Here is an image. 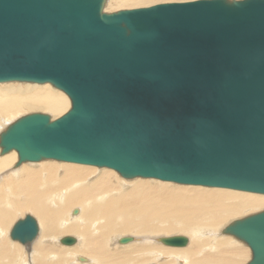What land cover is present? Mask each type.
Returning <instances> with one entry per match:
<instances>
[{"label": "water", "instance_id": "water-1", "mask_svg": "<svg viewBox=\"0 0 264 264\" xmlns=\"http://www.w3.org/2000/svg\"><path fill=\"white\" fill-rule=\"evenodd\" d=\"M105 1L0 0V82H49L70 100L55 120L18 118L0 153L16 150L17 165L51 158L264 194V0L103 13ZM225 231L250 248L246 264H264V210ZM37 233L25 214L9 235L25 244ZM158 241L182 247L188 238Z\"/></svg>", "mask_w": 264, "mask_h": 264}, {"label": "bare ground", "instance_id": "bare-ground-1", "mask_svg": "<svg viewBox=\"0 0 264 264\" xmlns=\"http://www.w3.org/2000/svg\"><path fill=\"white\" fill-rule=\"evenodd\" d=\"M149 1L107 0L103 10L143 6ZM189 1L193 0H155V4ZM0 84V136L26 112L58 114L69 104L49 82ZM17 155L15 150L0 155V170L11 164L13 168L7 177L0 174V264L143 263L148 254L156 255L157 262L165 254V261L159 264H170V258L177 255L182 264H244L250 258L248 245L226 233L225 228L245 217L242 214L264 210L262 193L201 185L163 190L162 186L177 183L145 177L126 183L106 167L55 163L53 159L27 168L24 161L16 164ZM19 171L22 175L17 176ZM111 175L115 177L111 179ZM76 205L80 208H74ZM74 209L79 219L69 222L75 217L69 216V212L75 215ZM26 211L35 213L38 233L27 242L30 244L21 245L10 240L8 233L15 216ZM171 212L180 216L178 222L170 221ZM130 232L134 234H129L132 243H119V238ZM68 233L76 238L72 245L62 244V235L57 238ZM177 235L186 236L188 243L182 247L152 244L159 237ZM57 241L72 247H61Z\"/></svg>", "mask_w": 264, "mask_h": 264}, {"label": "rangeland", "instance_id": "rangeland-1", "mask_svg": "<svg viewBox=\"0 0 264 264\" xmlns=\"http://www.w3.org/2000/svg\"><path fill=\"white\" fill-rule=\"evenodd\" d=\"M107 1V0H106ZM106 1L104 2V5H105V3H106ZM153 4H155V0H151V1H149L147 4H145V5H143V6H134V7H131V8H138V7H144V6H150V5H153ZM157 4V3H156ZM103 8H104V6H103ZM103 8H102V12L103 13H112V12H117V11H119V10H125V9H131L130 7L129 8H112V9H109V10H103ZM20 82H24V81H20ZM1 85V84H0ZM51 86H53L52 84H51ZM53 87H55V86H53ZM59 90V89H58ZM63 95H65L66 97H67V99H68V101H69V104H70V100H69V98H68V96L63 92V91H61V90H59ZM68 104V107L67 108H64V110L62 111V112H60V113H58V114H53V113H51V112H40V113H45V114H48L50 117H52L51 118V120H55L56 118H58V117H60L61 115H63L67 110H69V108H70V105ZM34 113H39V112H34ZM28 114H32L31 112H26L24 115H28ZM16 151V150H15ZM1 152V151H0ZM0 155H1V153H0ZM18 156V155H17ZM2 158V156H0V159ZM48 159H51V158H48ZM42 160H45V159H41V160H39V161H37V162H33L32 160H28V161H24V164L25 165H29V166H27V168H34V167H40V163H41V161ZM17 161H18V159H17ZM51 161H53V162H55V163H60V162H57V161H55V159H53V160H51ZM59 161V160H58ZM65 162V161H64ZM10 167L8 168V169H4V170H0V174H1V176L2 177H7L8 175H10V174H13V168H12V164L11 165H9ZM97 167V166H96ZM98 168V167H97ZM107 168V167H106ZM12 169V170H11ZM109 169H111V168H109ZM111 170H114V169H111ZM115 171V170H114ZM11 172V173H10ZM116 174H117V176L118 177H120V178H122L126 183L127 182H131V181H133L134 179H139V177H134V178H123L117 171H116ZM20 176V175H22V173H21V171H19V173L17 174V176ZM115 176L114 175H111L110 176V178L112 179V178H114ZM90 178V177H89ZM88 178V179H89ZM155 181H158V182H163V181H161V180H155ZM166 182V181H165ZM172 187H192V186H188V185H180V184H166V185H164V186H162V189L163 190H167V189H170V188H172ZM74 208H80V206L79 205H76ZM72 209V208H71ZM71 209L69 210V211H71ZM254 213V212H253ZM252 212L250 213V212H247V213H245V214H242V215H245V216H247V215H250V214H253ZM25 214H31V215H33L34 217H35V213L34 212H32V211H26V212H24V213H20V214H18V215H16L15 216V218H14V220L12 221V225L14 224V222L17 220V219H19V218H22V217H24V215ZM241 215V216H242ZM69 216H75V217H70L69 218V222H72V221H78V219H79V215L78 216H76V214L75 215H73L72 213L70 214V212H69ZM160 218L161 219V217L160 216H155L154 217V219H157V218ZM35 218H37V217H35ZM169 218H170V221H172V222H174V223H176V222H178L179 220H180V216L178 215V214H176V213H174V212H171L170 214H169ZM40 233H41V230H40ZM129 234H132V232H130V233H125L124 235L123 234H118V236L119 235H123V236H125V235H127V236H129ZM176 234H182V233H176ZM62 235V236H61ZM67 235H69V236H74V234H72V233H68V234H58L57 235V238L58 237H63V236H67ZM132 235H134V234H132ZM75 236H76V234H75ZM233 236V235H232ZM235 237V236H234ZM8 238L10 239V240H12L11 238H10V236H9V233H8ZM82 238V237H81ZM13 242L15 241V243L17 242V244H19L20 242H18V241H16V240H12ZM241 241V240H240ZM243 242V241H242ZM129 243H132V242H129ZM129 243H124V244H129ZM161 242H155V241H152V244L153 245H156V246H164V247H167V246H165V245H162V243L160 244ZM243 243H245V242H243ZM14 244V243H13ZM21 244V243H20ZM28 244H30V243H27V245ZM57 244H59V246H61V247H64V248H69V249H71V247L72 246H67V245H61V243L60 242H58L57 241ZM246 244V243H245ZM21 245H24V244H21ZM189 246V245H188ZM188 246L187 247H184L185 249L186 248H188ZM183 248H176V250H182ZM249 251H250V254H251V250H250V248H249ZM149 255V257L147 256V257H145V260L143 261V263H140V262H134V263H129V261H122V262H118V264H159L160 263V261L161 262H163V261H165V259H166V257H164V255L165 254H163V258L161 259V260H159L158 262H157V260L155 259V256L156 255H153V254H148ZM81 256H82V254H81ZM83 257H85V256H83ZM250 258H251V255L249 256ZM87 258V257H86ZM250 258H248L247 257V260H246V262H244V264H246L249 260H250ZM171 259V263L170 264H182L181 263V261H182V258L180 257V256H172V258H170ZM179 261V262H178ZM84 262H79V261H77V264H83ZM186 263H188L187 261H184V263L183 264H186Z\"/></svg>", "mask_w": 264, "mask_h": 264}]
</instances>
